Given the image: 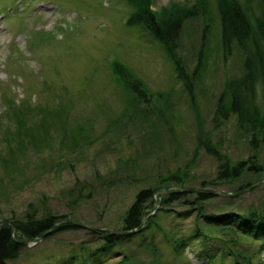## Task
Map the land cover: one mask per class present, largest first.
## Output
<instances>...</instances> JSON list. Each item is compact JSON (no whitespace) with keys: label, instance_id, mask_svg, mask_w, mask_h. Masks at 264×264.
<instances>
[{"label":"rangeland","instance_id":"obj_1","mask_svg":"<svg viewBox=\"0 0 264 264\" xmlns=\"http://www.w3.org/2000/svg\"><path fill=\"white\" fill-rule=\"evenodd\" d=\"M197 1L155 2L162 8ZM208 1L206 13L198 10L181 23L177 55L189 73V78L183 79L159 37L137 21L128 23L132 9L128 0H0V157L9 156L10 146L19 142L24 145L19 148L26 151L22 161L28 165L34 163L16 177V186L9 177L0 185V227L13 225V220L25 217L37 204L39 216L50 211L92 226L120 229L137 194L159 186L170 172H179L185 185L165 181L169 188L161 190L211 187L228 194L248 183L255 184L264 176V170L254 173L248 169L239 178H218L225 165L240 162H246V168L257 164L264 169V137L258 130H250L247 124L241 125L243 130L239 129L236 115L221 118L219 125L215 123V112L226 83L232 77L242 76L245 52L236 44L233 52L224 51L216 0ZM239 1L248 6L245 10L251 16L263 2ZM42 34L49 38L32 44ZM114 59L123 61L151 92L164 94L171 90L175 103H167L158 94L150 96L149 101L129 106L127 93L109 72L108 62ZM24 97H29L30 103L21 106L39 122L37 129L33 130V126L26 129L28 123L21 122L19 115L11 119L6 116L10 108L7 98L15 99L20 105ZM259 100L262 101L261 94ZM144 110L162 116L148 117ZM63 122L83 127L85 124L91 139L86 138L89 141L75 145L64 156L65 151L59 153L61 131L57 129L60 128H53L49 131L52 146L44 143L39 148L43 149L45 160L53 152L60 163L38 169L35 145L41 144L46 126ZM79 131L82 133V129ZM202 141L204 145L213 144L218 157L209 153ZM227 156L233 163L227 161ZM4 173L0 166V174ZM195 197L189 193V200ZM154 198L155 206H148L145 223L163 207L157 193ZM182 200L173 204L176 210L188 208ZM205 209L208 212L264 210V182L239 196L217 195L205 203ZM163 225L169 230L177 227L183 235L190 236L196 225L195 213L188 219L168 218ZM92 232L79 228L53 233L33 246L28 245L10 264L62 260L71 248L94 244L97 236ZM152 236L157 247L124 245L106 255L103 264H116L129 254L134 255L133 261L139 259L140 264L234 262L233 255L212 240L191 235L182 258L161 233ZM247 241L240 240L236 251L241 253L240 249L250 246L249 255L264 264L261 240Z\"/></svg>","mask_w":264,"mask_h":264},{"label":"trees","instance_id":"obj_2","mask_svg":"<svg viewBox=\"0 0 264 264\" xmlns=\"http://www.w3.org/2000/svg\"><path fill=\"white\" fill-rule=\"evenodd\" d=\"M150 3V0H128V4L132 8L128 23L130 24V22H132L136 24L137 21L140 25L146 26L156 37L158 36L159 38H157L166 48L167 54L176 61L175 65L180 77L183 79L185 77L189 78L187 75L189 73L185 72L184 66L180 64L177 55L178 34L183 18L188 15H195L196 13L194 12H198V10L202 13H206L209 9V1L198 0L188 5L184 3L181 5L171 4L168 7H163L159 12L152 11ZM216 4L217 12L221 20V42L224 51L233 52V46L236 44L244 50L245 59L243 62V71L241 73L242 76L232 77L224 87V93L222 97H220L215 112V123L219 125L221 118L229 119L231 115H236L239 122L237 124L239 129L243 130L241 125L247 124L250 130H258V132L262 134V137H264V0L257 6V12L253 13V16L246 12L245 9L248 6L246 5L245 7L239 0H216ZM209 13H211V11H209ZM47 38H49L48 35L42 34L38 36L37 40L32 44H39L40 42L46 41ZM108 66L110 75L116 80L118 86L127 93L126 101L129 106L131 103L138 101H149L150 96L155 97L158 96V94V98H160V95L164 96V100L167 103H175L171 90L164 94L162 92H151L143 85V82H141L138 77H135V74L123 61L114 59L108 62ZM259 91H261L262 101L259 100ZM24 98L26 99H20V105L15 103V99L7 98L10 108L6 116L11 119V117L19 115V117H21V122L24 124L28 123L26 129L32 126L33 130L37 129L39 128V122H37L35 117H30L27 108L21 106L30 103L29 97ZM226 98H229V100H225ZM134 109L138 112L135 107ZM143 114L148 117L153 116L156 118L162 116L161 113L158 114L156 111L147 112L144 110ZM148 122L149 124H156V121ZM157 122H159V120ZM35 126L37 127L35 128ZM53 128H60L57 129L61 131L59 133V139L62 146L59 148V153L62 154V152L65 151L63 154L64 156H67L68 153L73 151L72 149L75 145H81L82 142L86 143L89 141L86 138H90V132L85 130L87 129L85 124L83 127L68 122H63L61 124L51 123L49 126H46V133L40 137L41 144L35 145L38 147L35 151L39 160L35 165L38 169L40 167H46L47 165L53 167L52 165H54V163H60L53 155V152H50L49 160H45L43 155L45 153L42 148H39V146H43L44 143H48V146H52L50 140L52 135L49 131H52ZM80 129H82V133H79ZM49 133L50 136L48 135ZM69 135L72 137V142L69 141ZM256 139H258L257 136ZM202 143L204 145V141H202ZM258 144L259 143L256 142V145ZM10 147L9 156L5 155L2 158L0 157V166L3 167L5 171L3 175L0 174V185L9 177L8 180H11L10 182L12 185L16 186V177L24 173L23 171L27 167L34 165V163L32 161L31 164L28 165V163L22 161L26 153V151L22 149L24 148L23 144L18 142L17 146ZM204 147L209 153L218 157L213 144L205 142ZM228 160L233 163L230 157H228L227 161ZM252 166L253 167L246 168V162L231 164L230 166L225 165L221 174H218V178L221 176H228L227 178L230 179L239 178L248 169H253L254 173H260L264 170L263 168H259L257 164H252ZM182 177L183 176H181L179 172H170L166 178H163L164 180L160 182L159 186L143 189L137 194L134 203L128 209L123 219L121 228L113 229L130 230L133 231L132 233L119 234L109 230L111 228H100L95 226L96 229H89L97 236L94 240V244L84 243L78 248H71L66 252V256H64L62 260L51 261V259H47L42 263L32 262L30 264H103L105 257L110 253H115L116 248L119 250V248L124 245L132 246V244L137 243L146 245L147 247H157L152 243V241L155 240V237L152 236L155 232L161 233L163 239L166 240L168 244L172 245L174 252L182 258L184 257L183 250L189 244L188 237L192 235V238L212 240L220 243L226 252L233 255V264H261L262 261L260 259L256 262L254 255L253 257L249 255V252H252L250 246H247L249 248L239 250L243 253H238L236 247L240 240L246 239L249 240L247 241L248 243L261 240L260 244L264 248V210H251L246 212L238 209H225L218 212H208L205 209V203L217 196L206 190L187 192L179 190L169 194L159 192L163 187L169 188V183L165 184V181L184 186L185 184ZM253 184L254 183H248L246 186L243 185L239 187L238 190ZM74 191L75 190L71 193L73 194ZM157 192H159L158 196L161 197L163 207L160 208V212L145 223L146 217L149 215L147 208L150 205L155 206L154 195ZM189 193L191 195L195 194L196 197L189 200ZM78 198L81 201L83 199L80 196H78ZM178 199H184L182 203L187 204L188 208L176 210V206L173 204ZM36 205L32 206L25 217L13 220V225H1L0 264H10L17 260L27 247L24 241L37 240L39 236L49 232L58 219L68 217V215L60 217L56 214H51L50 211H46L39 216L38 214L40 213ZM193 213H195L196 225L192 228L190 236L187 234L183 235L176 229L177 227H175L174 230H169L166 225H163V222H167L168 218L188 219L193 216ZM165 217L166 219L163 221ZM79 228L83 227L70 222H60L55 226V230L51 231L46 237H50L53 233ZM150 236L152 237L150 238ZM232 252L236 253L231 254ZM131 257H134V255L129 254L116 264H129V262H131L130 264L141 263L139 259L136 258L133 261Z\"/></svg>","mask_w":264,"mask_h":264},{"label":"water","instance_id":"obj_3","mask_svg":"<svg viewBox=\"0 0 264 264\" xmlns=\"http://www.w3.org/2000/svg\"><path fill=\"white\" fill-rule=\"evenodd\" d=\"M264 182V176L254 185H251L249 186L248 188L246 189H243L241 191H238V192H234V193H228V194H225L223 192H220V191H217L211 187H188V188H184L182 191H196V190H207L208 192H211L212 194H215V195H218V196H235V195H239L243 192H246L250 189H254L255 187H257L258 185L262 184ZM163 193H172V191H166V190H163L162 191ZM175 192V191H173ZM59 221H65V222H70V223H73L77 226H80V227H84V228H89V229H95V227L93 226H90L82 221H79V220H75V219H71V218H65V219H60V220H57V222ZM14 229V227H13ZM54 230V227L49 231V232H46L45 234L41 235L39 237V240L38 241H34V242H29V241H24L25 244L29 245V246H33L37 243H39V241L43 240L51 231ZM112 232L114 233H119V234H128V233H131V231H119V230H111Z\"/></svg>","mask_w":264,"mask_h":264}]
</instances>
